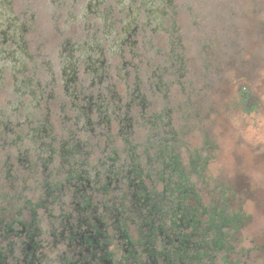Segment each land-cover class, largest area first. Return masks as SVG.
Segmentation results:
<instances>
[{
  "label": "rangeland",
  "instance_id": "1",
  "mask_svg": "<svg viewBox=\"0 0 264 264\" xmlns=\"http://www.w3.org/2000/svg\"><path fill=\"white\" fill-rule=\"evenodd\" d=\"M175 154L188 204L238 213L230 264H264V0H0V215L35 219V264L72 255L68 221L131 202L133 165L169 188ZM6 241L22 259L24 233Z\"/></svg>",
  "mask_w": 264,
  "mask_h": 264
},
{
  "label": "trees",
  "instance_id": "2",
  "mask_svg": "<svg viewBox=\"0 0 264 264\" xmlns=\"http://www.w3.org/2000/svg\"><path fill=\"white\" fill-rule=\"evenodd\" d=\"M241 93L243 107L253 108V100L244 86ZM171 158V162L162 163L163 170L159 175L162 180L165 176L170 180L169 188L176 195L175 198L166 197L169 190L167 186L165 190L153 191L143 184V167L140 164L133 165V169L128 170L135 174L134 180L128 182L136 186V190L131 193V202L125 203L127 197L124 194L111 207L104 206L111 213V222L105 219V213L79 215L76 225L67 222V246L68 249L72 246L75 249L71 256L63 253L62 264H213L220 255L225 263L230 264L228 255L233 247L231 229L236 227L238 213L230 214L223 206L220 208L215 205L207 210L203 208L199 213L197 206L188 204L194 186L180 155L175 154ZM81 174L84 175H76V180L82 185L73 183L72 186L74 194H80L79 197L84 201L77 210L82 208L88 212L93 202L90 200L91 194L83 192L89 186V179ZM109 184L107 181L103 185L104 194L110 192ZM202 215L207 218L202 219ZM4 217L0 215V239L8 238L15 232L18 237L24 233L27 241L21 244L22 259L15 256L14 241L0 244V264H21V260L23 264H35L36 251L42 246L41 240L37 239L41 231L35 227V219L26 222L15 218L11 222H4ZM16 222L21 229L15 226ZM109 227L114 228V232L111 233ZM132 227L135 235L132 234ZM64 237L62 233L61 238ZM111 247H115L114 250ZM118 247L127 253L123 255L126 262L116 260Z\"/></svg>",
  "mask_w": 264,
  "mask_h": 264
}]
</instances>
